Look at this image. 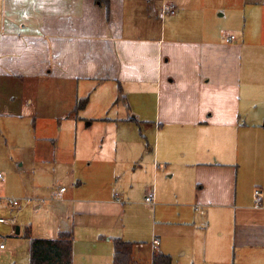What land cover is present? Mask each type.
<instances>
[{"label":"crops","instance_id":"obj_1","mask_svg":"<svg viewBox=\"0 0 264 264\" xmlns=\"http://www.w3.org/2000/svg\"><path fill=\"white\" fill-rule=\"evenodd\" d=\"M172 4L175 13L163 15ZM1 79L0 117L31 127L44 119L54 135L72 128L79 133L73 124L80 113L68 106L73 96L82 98L68 85H94L92 100L98 82H114L117 91L109 96L100 87L101 115L86 118V126L98 120L133 130L135 168L198 183L188 201L168 183L149 190L155 194V204L146 202L151 214L173 211L162 226L154 224L152 236L135 228L133 241L118 236L113 225L127 214L124 197L116 192L119 202L104 182L96 188L79 182L63 192L48 187L55 202L37 203L34 219L14 227L29 255L27 231L43 239L69 231L72 264H113L115 238L135 244V264L153 263L155 238L157 251L170 255L172 264L176 254L193 264H264V0H110L109 10L96 0H0V89ZM49 81L58 84L52 89L57 103L44 115L40 97ZM15 82L20 106L17 97L6 99ZM24 103L29 115L19 111ZM137 121L151 140L147 151ZM38 137L34 147L49 145L56 163L62 150L57 139ZM117 160L118 153L105 164L117 166ZM256 190L262 192L258 205ZM12 249L15 256L20 247Z\"/></svg>","mask_w":264,"mask_h":264},{"label":"rangeland","instance_id":"obj_2","mask_svg":"<svg viewBox=\"0 0 264 264\" xmlns=\"http://www.w3.org/2000/svg\"><path fill=\"white\" fill-rule=\"evenodd\" d=\"M44 86L49 90L40 97V102L46 105L47 110L44 115H48L54 110L57 103L52 89L56 88L58 84L49 81L45 82ZM67 87L72 89V93L77 92L79 88L78 97L82 98L76 102V98L73 96L68 106V109L75 108V112L80 113L78 117L80 120L72 123L73 126L77 124L79 127L78 135L74 134L76 129L73 132V128L69 134L63 130L54 135L56 132L54 126L51 128L49 125H42L45 122L44 119L37 120L36 126L31 127L23 121L15 123L12 118L0 117V173L4 175V179H0V218L8 220L7 223L0 222V244L3 243L7 248L5 251L0 249V264H30L27 242L16 234L14 227L28 224L34 219L36 212L34 207L37 203L55 202L54 199H51V194L47 190L48 187H52L54 190L62 187L70 189L80 182L82 185L91 183L96 188L97 183L104 182L107 193L109 191H112L113 194L118 192L124 197L128 207L127 214L125 218H117L113 225L118 231V236L129 241H133L135 228H141L144 237L146 234L152 236L154 224L157 223L159 227L162 226L163 220L169 217V211H173L172 208H160L157 214L154 212L151 214V208L145 201L149 190H156L157 186L162 189L168 183L174 189L181 190V199L184 201L194 199L198 190V183L191 181L190 176L177 174L173 177L169 176L168 173H163L160 174L159 178L149 166L144 169L135 168L134 160L131 162L130 155L133 151V130L106 126L98 120L95 121L94 125L86 126L89 123L85 120L86 118L101 115L99 114L100 106L105 100L104 95L100 92V87L109 89V93L106 94L109 96V94L115 93V90L117 91V85L114 82L110 84L98 82L92 100L90 91H93L94 85L87 86L81 81L79 84L74 83ZM11 89L13 93L11 96L6 93V99L17 97L18 106H20L22 100L20 83L15 82L11 85ZM5 90L6 81L1 79L0 94L2 91L4 92L1 94L2 100L5 99ZM85 99H87V103L84 104L82 103L84 101L81 100ZM118 99L121 103V95L117 97ZM25 106L26 103H24V108L19 109V111L29 115L31 110L25 109ZM114 110L110 111L111 115H113ZM16 111L18 112V110ZM60 123L63 127V122ZM138 123L140 126L137 129V135L140 137L143 135V138L141 137L143 149L147 151L149 150L147 143L149 145L152 143L145 131V125ZM38 135H48L57 139V146L62 150L56 152L58 156L56 163L55 158L49 156V145L48 148H45V145L38 144L39 153L37 152L33 142L35 137L39 138ZM92 138H94V142H91ZM118 138L119 143L117 142ZM123 140L132 142L123 143ZM72 147L77 148L75 152L73 150L65 152ZM117 153V166L114 163L105 164L106 158L113 159ZM92 195H96V193ZM14 199L22 202H27V199H31V201L29 205H24L20 210H17L9 203ZM12 219L15 220L11 221ZM21 244L25 247H22ZM15 245H18L20 249H18V254L14 256L12 255V247ZM174 264H193V262L185 256L176 254Z\"/></svg>","mask_w":264,"mask_h":264},{"label":"trees","instance_id":"obj_3","mask_svg":"<svg viewBox=\"0 0 264 264\" xmlns=\"http://www.w3.org/2000/svg\"><path fill=\"white\" fill-rule=\"evenodd\" d=\"M109 10L110 0H96ZM87 103V99L81 100ZM25 237L30 240V264H72L73 238L69 231H63L57 239L34 238L30 231ZM135 244L120 238L114 239L113 264H135L133 252ZM170 255L154 251L152 264H172Z\"/></svg>","mask_w":264,"mask_h":264},{"label":"built area","instance_id":"obj_4","mask_svg":"<svg viewBox=\"0 0 264 264\" xmlns=\"http://www.w3.org/2000/svg\"><path fill=\"white\" fill-rule=\"evenodd\" d=\"M176 11V6L175 5H166L162 8V14L165 15V14H168V13H175ZM232 39H234V36H230L227 41H231ZM0 179H4V175L2 173H0ZM66 188H62L61 189V192L65 191ZM261 196H262V192L260 190H256L255 191V203L256 205H258L260 203V199H261ZM57 199H60L61 198V195L60 193L56 194L55 196ZM116 197L117 200L119 202H123V200L120 198L119 194L116 193ZM146 202L147 203H151V204H155V194L154 192H151L149 193L147 196H146ZM31 201V199H27V202H22L21 200H18V199H14L13 201H11L10 203H12L14 206H17V207H23L24 205H27L29 204ZM0 222H7L6 219L4 218H1L0 219ZM160 244V240L158 238H155L153 240V250L157 251L158 249V246ZM5 248V245L4 244H0V249H4Z\"/></svg>","mask_w":264,"mask_h":264},{"label":"water","instance_id":"obj_5","mask_svg":"<svg viewBox=\"0 0 264 264\" xmlns=\"http://www.w3.org/2000/svg\"><path fill=\"white\" fill-rule=\"evenodd\" d=\"M19 231V230H18Z\"/></svg>","mask_w":264,"mask_h":264}]
</instances>
